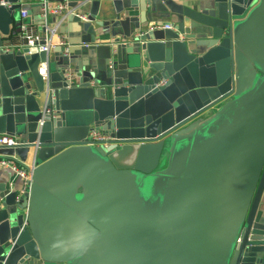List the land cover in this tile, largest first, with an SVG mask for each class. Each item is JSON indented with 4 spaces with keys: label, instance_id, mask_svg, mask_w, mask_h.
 <instances>
[{
    "label": "water",
    "instance_id": "1",
    "mask_svg": "<svg viewBox=\"0 0 264 264\" xmlns=\"http://www.w3.org/2000/svg\"><path fill=\"white\" fill-rule=\"evenodd\" d=\"M109 1L78 41L123 28L108 73L60 60L71 40L6 49L22 0H0V156L34 165L0 195V264H264V0Z\"/></svg>",
    "mask_w": 264,
    "mask_h": 264
},
{
    "label": "crops",
    "instance_id": "2",
    "mask_svg": "<svg viewBox=\"0 0 264 264\" xmlns=\"http://www.w3.org/2000/svg\"><path fill=\"white\" fill-rule=\"evenodd\" d=\"M88 1L85 5L83 11H78L76 9H71L68 7L59 15H53L51 13H47V17L44 19L42 16V4H38L35 0H22L21 11L26 13L25 18H19L21 21V25L23 26H34L36 30L42 37H47L46 33L42 31L43 27L47 29V31L55 32L52 36V42H56V39H66L67 41H74L72 53L68 54L66 57L61 56L62 58H68L73 67L76 65H80L81 63H88L89 67L88 70H95V67H101L106 72H110L116 63V60L113 59L112 55L114 53L113 50H108L107 44L114 41V39L122 40L123 36V28L122 27H112V25L104 26V27H97L93 38L95 39L94 43H84L90 45L89 48L84 49L83 43L78 42L82 38L89 37V31L91 26L87 23L82 27L81 23H86L87 20H81L79 16L87 17L85 14L88 12L90 8V4L92 2H98V11L96 14L97 21H108L111 19V15L109 14L111 10V5L109 0H86ZM178 3L188 6H195L199 2H205L203 0H176ZM57 4L51 3V5ZM71 14L76 15L79 21H75L71 19ZM43 24V25H42ZM44 24L46 26H44ZM156 27V26H152ZM145 28H147L145 26ZM144 28V29H145ZM150 28V27H148ZM136 31L131 36L134 37L136 33L140 32ZM143 31V29H142ZM14 35L9 38L5 39V44L9 47L8 40H12L13 42ZM55 47L50 48L49 52V61L53 62L57 58L58 52H55ZM12 49V48H11ZM112 61L113 67L112 69L109 68L108 62ZM46 64H39V69H45ZM96 79L101 80L102 82H106L104 79L103 73H96ZM92 84V83H91ZM28 164L32 163V161H28ZM22 192L23 191V182L22 180L16 175L14 171L8 168H0V195H7L10 192ZM260 209L264 211V196L262 197V201L260 203Z\"/></svg>",
    "mask_w": 264,
    "mask_h": 264
},
{
    "label": "built area",
    "instance_id": "3",
    "mask_svg": "<svg viewBox=\"0 0 264 264\" xmlns=\"http://www.w3.org/2000/svg\"><path fill=\"white\" fill-rule=\"evenodd\" d=\"M67 9V4L64 3H57V4H49L47 2H43L42 4V16L44 19L47 17V13H51L53 15H59L64 10ZM20 17L25 18L26 13L24 11L20 12ZM81 20H87V17L79 16ZM157 28H164L167 29V26H161ZM150 30L154 28H149ZM44 33H46L47 37H42L39 32L36 30L34 26H20V32L13 38L12 40H9V47L6 45V49L8 50H19L22 47H39L42 51H48L50 48L55 47L54 45H57L58 47H65V55H67L68 48L70 44L66 39H56V42H52V36L54 35L52 31H47L45 28ZM135 36H140V32L136 33ZM43 43V44H42ZM83 48H89L90 45L83 44ZM12 48V49H11ZM109 68L112 69L113 64L112 61L108 62ZM39 74L41 76H45V69H40ZM66 76L69 77V73H66ZM89 137L94 142H103L107 140V137L101 135L99 132H91L89 134ZM18 140L14 136H9L6 134H0V147L5 148H12L17 146ZM34 165L33 163H26L22 164L17 157H6V156H0V168H8L11 169L16 173V175L22 180L23 182V192H25L29 188L30 184V178H31V170L33 169ZM239 240H237L238 242Z\"/></svg>",
    "mask_w": 264,
    "mask_h": 264
},
{
    "label": "bare ground",
    "instance_id": "4",
    "mask_svg": "<svg viewBox=\"0 0 264 264\" xmlns=\"http://www.w3.org/2000/svg\"><path fill=\"white\" fill-rule=\"evenodd\" d=\"M57 3H64V2H57ZM65 3H66V2H65ZM49 4H51V3H49ZM19 30H20V27H19ZM17 34H18V33H17ZM17 34H15L14 37H15ZM11 36H12V35H11ZM9 37H10V36H9ZM9 37H8V38H9ZM8 41H9V40H8Z\"/></svg>",
    "mask_w": 264,
    "mask_h": 264
},
{
    "label": "trees",
    "instance_id": "5",
    "mask_svg": "<svg viewBox=\"0 0 264 264\" xmlns=\"http://www.w3.org/2000/svg\"><path fill=\"white\" fill-rule=\"evenodd\" d=\"M11 37V36H10Z\"/></svg>",
    "mask_w": 264,
    "mask_h": 264
}]
</instances>
